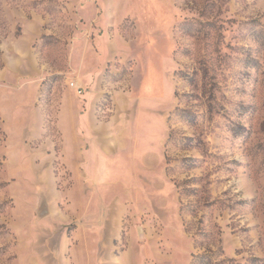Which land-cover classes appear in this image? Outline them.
Returning a JSON list of instances; mask_svg holds the SVG:
<instances>
[{
  "label": "rangeland",
  "instance_id": "374dc122",
  "mask_svg": "<svg viewBox=\"0 0 264 264\" xmlns=\"http://www.w3.org/2000/svg\"><path fill=\"white\" fill-rule=\"evenodd\" d=\"M0 264H264V0H0Z\"/></svg>",
  "mask_w": 264,
  "mask_h": 264
},
{
  "label": "built area",
  "instance_id": "2783aa9c",
  "mask_svg": "<svg viewBox=\"0 0 264 264\" xmlns=\"http://www.w3.org/2000/svg\"><path fill=\"white\" fill-rule=\"evenodd\" d=\"M71 86L73 87L74 85H73V84H71Z\"/></svg>",
  "mask_w": 264,
  "mask_h": 264
}]
</instances>
